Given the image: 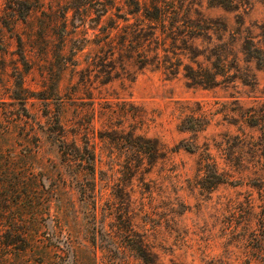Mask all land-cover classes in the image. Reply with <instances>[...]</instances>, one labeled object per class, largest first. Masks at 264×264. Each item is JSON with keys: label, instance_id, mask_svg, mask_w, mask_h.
<instances>
[{"label": "rangeland", "instance_id": "374dc122", "mask_svg": "<svg viewBox=\"0 0 264 264\" xmlns=\"http://www.w3.org/2000/svg\"><path fill=\"white\" fill-rule=\"evenodd\" d=\"M101 1L0 0V264L20 234L30 264H144L139 238L161 264H264V0ZM138 1L216 21L192 53L157 30L146 52L173 74L104 45L149 23ZM207 58L236 77L191 84Z\"/></svg>", "mask_w": 264, "mask_h": 264}, {"label": "trees", "instance_id": "16d2710c", "mask_svg": "<svg viewBox=\"0 0 264 264\" xmlns=\"http://www.w3.org/2000/svg\"><path fill=\"white\" fill-rule=\"evenodd\" d=\"M97 4L103 5L106 7V4L101 0H95ZM88 4V3H87ZM86 4V5H87ZM83 3V9L86 10L87 6ZM135 10L133 12H138L142 9V14L145 20H149V23L143 24L142 26L135 28H126L123 30V34L120 35L121 40L117 44H113V40L105 41L104 45L108 48V51H111L112 54L121 52L135 53L137 52L142 58V65L145 66L150 63L161 64L169 73L173 74V65L170 60L167 58L160 61L158 52L156 50L152 55H149L146 52V47H148L153 39H157V30L161 31V34L164 36V39H171L173 45H177V42H181L183 47H179L183 50H188L192 53L191 46L187 43L186 38H194L201 36L206 33L207 30L213 29L215 20L204 17L200 12H195V16L191 15L189 12L184 10L180 11L178 9L169 11L164 9L157 4H152L154 11H151L149 7L135 2ZM31 9L29 8V13ZM104 11V9H102ZM106 11V10H105ZM104 11V12H105ZM175 19L173 22L166 24L169 19ZM186 36V38H185ZM250 41V40H249ZM127 42V44H126ZM141 43V44H140ZM250 43V42H249ZM103 48V47H102ZM244 51L249 54L251 57L257 58V54L260 53V49L253 46L252 44L246 45ZM209 62L208 65H205L198 60H194L193 64H184L183 71L184 76L191 82L193 85H199L203 87H212L218 83V75L225 76L226 78L236 77L234 73L231 72L229 65L227 63V58L218 59L217 61L207 58ZM168 63V64H166ZM181 65V63L179 64ZM120 139L122 142H126V146L129 151L137 150L144 156L148 157H158L159 146L156 142L151 139H140V136H134L129 133L123 135L122 131H119ZM119 136L112 138L113 140L119 141ZM137 139V140H136ZM130 165V162H128ZM211 164H204V168H210ZM212 166V165H211ZM221 180L218 178L213 182V185L220 183ZM212 185V186H213ZM40 235H34L32 238V244L34 250L39 251L42 256L46 253H49L45 248L43 242L39 241ZM30 237L25 234H20L18 236V241L21 242V245L16 248V257L19 260V264H30L27 259V254L31 251L30 246ZM130 249L136 254V256L141 259L144 264H161L156 261L153 253L146 247L144 241L139 239H132L129 242ZM36 244V245H34ZM70 264V263H69Z\"/></svg>", "mask_w": 264, "mask_h": 264}]
</instances>
